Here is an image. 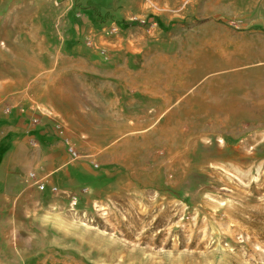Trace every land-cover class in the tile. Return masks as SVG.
<instances>
[{"label": "rangeland", "instance_id": "1", "mask_svg": "<svg viewBox=\"0 0 264 264\" xmlns=\"http://www.w3.org/2000/svg\"><path fill=\"white\" fill-rule=\"evenodd\" d=\"M124 85L158 132L118 133ZM58 95L99 166L0 199V264H264V0H0V117Z\"/></svg>", "mask_w": 264, "mask_h": 264}, {"label": "crops", "instance_id": "2", "mask_svg": "<svg viewBox=\"0 0 264 264\" xmlns=\"http://www.w3.org/2000/svg\"><path fill=\"white\" fill-rule=\"evenodd\" d=\"M124 87L121 91L129 93L124 95L128 102L120 101L119 97L115 96L113 101L119 105L113 107L110 111L112 115L122 118V125H120L118 133L120 135L123 133L122 136H128V138H141L152 130L158 132V123L156 122L158 107L152 113V111L147 110L145 101L141 103L142 105L135 104V106H131L137 98L134 93L142 91L145 93L143 98H146L147 90L139 89L138 86L124 85ZM45 88L46 85L44 90ZM150 92L152 91L150 90ZM138 96L141 98L140 95ZM154 96L156 99L158 98L157 94ZM61 100L62 96L58 95L55 100L44 99L41 105L36 103L38 107L40 105L44 110L38 111L39 123H31L32 125L30 124L25 131L28 134L26 136H21V132H24L25 123L23 118L17 116L19 115L17 110L15 111V117H0L1 138L3 145L5 144L0 147V199L24 197L25 200V198L33 196L36 191L39 193L26 178L28 172H35L34 175L44 178L46 187L56 185L59 188L68 190L76 185L89 182V179L94 175V172L83 163L66 165L69 155L67 151L63 150L62 142L55 136V134H60L61 128L59 125L54 126V124H59L56 122H59L64 115L60 105ZM155 101L158 102V99ZM122 103L129 105H121ZM34 113L32 112L29 115L34 116ZM71 113L75 120L81 114L75 109ZM150 116H154V119H148ZM153 125L155 127L152 129ZM78 130L81 131L82 135L87 136L91 129L80 127ZM120 135H114L112 138H119ZM29 139H33V143ZM42 142L48 143V145H44ZM45 189L47 190V188Z\"/></svg>", "mask_w": 264, "mask_h": 264}, {"label": "built area", "instance_id": "3", "mask_svg": "<svg viewBox=\"0 0 264 264\" xmlns=\"http://www.w3.org/2000/svg\"><path fill=\"white\" fill-rule=\"evenodd\" d=\"M64 144L66 147V151H67V153L71 159H89V158H91V156L89 154L79 153L67 138H64ZM90 162L92 163V165L95 168H97L99 166L98 162L95 161L93 158L90 159ZM30 176L34 177V173H30ZM37 186L40 190H43L45 188L44 183L37 184Z\"/></svg>", "mask_w": 264, "mask_h": 264}]
</instances>
